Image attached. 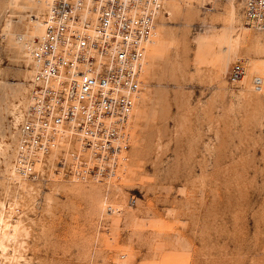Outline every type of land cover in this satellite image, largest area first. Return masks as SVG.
<instances>
[{
    "label": "rangeland",
    "instance_id": "rangeland-1",
    "mask_svg": "<svg viewBox=\"0 0 264 264\" xmlns=\"http://www.w3.org/2000/svg\"><path fill=\"white\" fill-rule=\"evenodd\" d=\"M46 1L0 0V264H264V32L237 3L167 0L121 181L57 176L20 194L7 181L28 104L22 40L43 32Z\"/></svg>",
    "mask_w": 264,
    "mask_h": 264
},
{
    "label": "built area",
    "instance_id": "built-area-1",
    "mask_svg": "<svg viewBox=\"0 0 264 264\" xmlns=\"http://www.w3.org/2000/svg\"><path fill=\"white\" fill-rule=\"evenodd\" d=\"M166 1L48 2L43 32L22 40L30 78L28 104L15 124L7 181L16 193L57 176L105 187L121 181L128 170L131 123L144 86L147 52ZM226 1L239 4L246 23L264 32V0ZM245 76L240 63L230 69L232 84ZM252 85L263 93L261 76ZM135 203L130 200L131 206Z\"/></svg>",
    "mask_w": 264,
    "mask_h": 264
},
{
    "label": "bare ground",
    "instance_id": "bare-ground-1",
    "mask_svg": "<svg viewBox=\"0 0 264 264\" xmlns=\"http://www.w3.org/2000/svg\"><path fill=\"white\" fill-rule=\"evenodd\" d=\"M48 2H50V0H47V1H46V5L49 4ZM232 3H235V2H232ZM41 25H42V24H41ZM258 76H259V75H258ZM261 78L263 79V77H261ZM263 82H264V79H263ZM2 221H3V220H1V224H3ZM16 229H18V226H16ZM1 231H2V226H0V234H1ZM0 245H1V244H0ZM2 247H3V246H2Z\"/></svg>",
    "mask_w": 264,
    "mask_h": 264
}]
</instances>
